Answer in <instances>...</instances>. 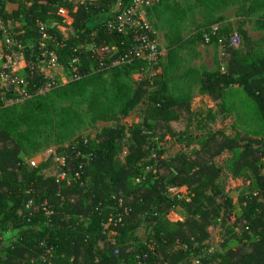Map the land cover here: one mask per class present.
Listing matches in <instances>:
<instances>
[{
	"label": "trees",
	"instance_id": "trees-1",
	"mask_svg": "<svg viewBox=\"0 0 264 264\" xmlns=\"http://www.w3.org/2000/svg\"><path fill=\"white\" fill-rule=\"evenodd\" d=\"M85 1L33 0L30 6L9 11L6 1L0 0V17L5 23L10 19L26 22L23 27L31 36L38 20L46 21L49 16L62 20L57 11L64 7L71 13L77 5L73 15L79 33L70 37L61 50L63 63L76 54L73 49L82 42L109 46V53L114 52L113 47L123 50L130 42L128 36L110 33L103 24L89 26L90 19L108 9L110 0ZM221 1L209 0V5L215 8ZM211 26L204 27L202 39ZM241 32L246 50L229 47L225 42V46L220 45L218 38L212 37L211 41L218 44L223 71L203 72L200 90L217 100L222 110L229 111L223 91L242 87L256 103L264 126V56L253 51L248 31ZM78 54L86 66L91 64V54L85 49ZM145 67L146 62L140 60L112 70L119 80L136 70L145 73ZM164 76L163 71L157 73L152 83L143 77L134 91L128 83L118 81L114 97L120 104L118 114L102 112L96 117L114 120L115 124L104 127L94 141L81 148L91 153L88 160L77 157L71 146L58 147V153L67 157L66 169L71 174L84 163L81 177L72 185L56 181L57 164L52 157L36 167L26 159V144H33L30 133L36 132L37 118L46 107L41 100L44 96L20 104L21 110L16 105L0 111V238L10 230L18 233L6 257L0 255V264H190L192 253L203 252V246L193 248L194 244L201 245L210 237L208 228L212 224L224 226L228 213L235 209L225 193L230 176L253 180L258 188L240 198L242 211L234 222L238 231L229 230L237 245L207 252L202 261L264 264V137L240 130L233 139L218 133L191 154L179 152L169 161L162 159L161 153L152 158L156 144L148 145L149 136L142 128L163 140L168 131L173 133L171 124L185 125L190 115V98L172 99L165 94ZM89 79L69 83V90L81 91ZM140 102L144 105L143 121L128 130L120 116L128 117ZM92 105L103 104L94 99ZM225 150L231 157L217 164ZM184 186L188 188L187 197L169 195L170 187ZM31 199L35 203L34 216L26 210ZM173 207L184 208V220L173 223L163 218ZM48 209L53 210L50 216L46 215ZM117 214H121V221H117ZM142 224L150 229L151 245L137 236ZM182 246L187 249L180 251Z\"/></svg>",
	"mask_w": 264,
	"mask_h": 264
},
{
	"label": "rangeland",
	"instance_id": "rangeland-1",
	"mask_svg": "<svg viewBox=\"0 0 264 264\" xmlns=\"http://www.w3.org/2000/svg\"><path fill=\"white\" fill-rule=\"evenodd\" d=\"M5 1L9 11L19 9L21 5L30 6L33 3V0ZM70 1L82 4L86 2L85 0ZM143 1L148 19L165 53L159 69V73L165 72L164 92L172 99L191 97L188 102L190 115L185 125L171 124L173 133L168 131L163 140H160L158 135H148V145L156 144L152 157L154 154L161 153L162 159L169 161L179 152L191 154L200 150L211 137L218 133L233 139L240 130L263 138L264 126L260 111L242 87L232 86L223 91L225 106L229 108V111H224L217 105V100L209 93L200 90L201 84L198 80L203 71H223V65L219 63L218 44L214 41L206 42L200 35L206 26L219 24L222 34L227 36L235 31L239 32L241 35L239 49L243 50H246V46L241 30H247L253 39V51L260 57L264 56V0H223L215 8L209 5V0H148L147 3ZM78 8L79 6L76 5L70 13L68 8L62 7L57 11V16L62 20L49 16L43 22L51 30L63 33L65 36H78L79 31L74 25L73 15L77 13ZM251 8H253L252 11ZM103 19V15L99 14L94 19H90L89 26L95 27ZM10 21L11 27L17 34L26 33V28L23 27L27 24L26 22L12 19L8 22ZM86 47L90 48L92 44L87 43ZM113 73L112 69L96 70L81 91L71 92L70 84L67 83L41 98L46 107H42L39 113L37 118L39 123L35 126L36 132L30 133L33 146L26 144L28 149L26 159L31 167H34L30 164L31 161L41 162L52 157L55 152L58 153L59 146L69 147L78 144L81 139L94 141L104 127L115 124L114 120H98L97 114L107 112L109 115H117L120 104L115 102L114 97L118 81L128 83L134 91L137 82L146 77V72L136 70L130 76H122L119 80L115 79ZM94 99L97 102L100 101L103 104L102 107L93 106ZM143 106V102H140L128 117L120 116L128 130L143 121ZM22 107L23 105L17 106V109L21 110ZM36 148L39 149L34 151ZM230 157L229 151H223L216 160L217 164H222ZM143 179L144 177L138 180L141 182ZM257 188L253 180L230 176L225 193L233 200L235 209L228 213L224 226L220 222V224H212L208 228L210 237L201 245L194 244L193 248L203 246V252L192 253L190 264H204L202 259L207 252H221L223 247L228 249L237 245V239L232 237L229 230L238 231L234 222L242 211L240 198L244 194L256 191ZM174 189L169 190L171 197L178 194L181 197H187V187ZM184 216L183 207H173L165 212L163 218L174 223L184 220ZM149 231L145 224L138 228L137 236L141 242L149 241ZM16 233L17 230H10L0 238L1 256L6 257L8 248L11 247L9 244L17 238V236L14 237ZM148 244L151 245V241ZM180 248V251L187 249L186 246Z\"/></svg>",
	"mask_w": 264,
	"mask_h": 264
},
{
	"label": "built area",
	"instance_id": "built-area-1",
	"mask_svg": "<svg viewBox=\"0 0 264 264\" xmlns=\"http://www.w3.org/2000/svg\"><path fill=\"white\" fill-rule=\"evenodd\" d=\"M143 6V0H110L108 9L99 13L104 18L99 24H103L110 33L128 36L130 42L123 50L113 47V53L108 52L109 46L95 41L78 43L73 49L76 54L67 63H63L60 56L70 37L51 30L40 20L36 23L34 35L29 36L24 32L17 34L11 27V21L5 23L0 17V111L45 96L64 84L84 80L96 70L131 65L140 60L146 62L145 78L152 83L159 73L165 53ZM212 37H217L223 46L225 42L229 47L239 48L241 43L239 32L223 35L219 24L212 25L210 31L205 32L204 41L211 42ZM87 43H91L92 47H86ZM82 49L91 54L92 62L89 66L84 64L82 56L78 54ZM144 132L152 134L147 128H144ZM88 144V140L81 139L78 144L71 145L72 152L88 160L91 153L81 149ZM52 159L57 164L56 181L59 184L72 185L79 180L84 163L80 164V170L73 175L66 169V155L55 152ZM41 162L33 160L30 164L36 167ZM174 188L177 187H170L168 193ZM177 196L181 197L179 194ZM34 204L32 199L26 204L30 216H34ZM52 214L53 210L46 211V215ZM116 217L117 221L122 220L121 214Z\"/></svg>",
	"mask_w": 264,
	"mask_h": 264
},
{
	"label": "crops",
	"instance_id": "crops-1",
	"mask_svg": "<svg viewBox=\"0 0 264 264\" xmlns=\"http://www.w3.org/2000/svg\"><path fill=\"white\" fill-rule=\"evenodd\" d=\"M203 72H206V71H203ZM203 72L201 73V77H202V74H203ZM208 72V71H207ZM199 79H201V78H199ZM198 81H200V80H198ZM200 84H201V82H200ZM187 97H189L190 99H191V97L190 96H187ZM180 98V97H179ZM16 236H18V234L16 233V235L14 236V237H16ZM15 240V239H14ZM13 242H11V244H12ZM11 244H9V245H11Z\"/></svg>",
	"mask_w": 264,
	"mask_h": 264
}]
</instances>
